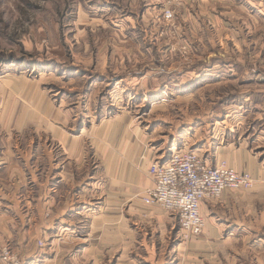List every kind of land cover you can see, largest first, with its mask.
Instances as JSON below:
<instances>
[{"label":"crops","instance_id":"crops-1","mask_svg":"<svg viewBox=\"0 0 264 264\" xmlns=\"http://www.w3.org/2000/svg\"><path fill=\"white\" fill-rule=\"evenodd\" d=\"M218 1L221 46L225 51V39H231L234 51L215 54L211 72L207 64L195 68L198 61L208 62L195 55L185 71L191 77L185 89L210 87L205 79L193 83L196 75L215 78L216 85L241 80L242 98H231L227 106L264 108V80L252 84L253 62L264 59L256 51L264 39V20L254 11L260 6L264 16V0ZM226 15L232 18L226 21ZM224 58L231 62L224 64ZM242 60L251 67L241 69ZM70 81L55 100L26 86L31 106L19 107L21 117L7 123L35 132L29 133L27 147L0 152V264H5L6 248L23 264H264V117H253L257 128L248 132L237 109L200 123L206 161L226 160L247 170L254 184L204 199V230L186 239L178 215L144 202L146 190L154 186L150 165L165 160V153L150 146L135 117L109 113L120 98L110 95L111 100L101 101L105 81L86 85L77 75ZM197 142L189 147L199 151Z\"/></svg>","mask_w":264,"mask_h":264},{"label":"rangeland","instance_id":"rangeland-1","mask_svg":"<svg viewBox=\"0 0 264 264\" xmlns=\"http://www.w3.org/2000/svg\"><path fill=\"white\" fill-rule=\"evenodd\" d=\"M218 2L0 0V152L25 148L32 141L29 133L35 132L33 128L7 126L9 120L16 122L21 117L19 107L31 106V99L25 95L30 89L25 87L45 91L55 100L63 95L62 86L69 85L73 75L86 85L105 81L101 101L111 100L112 95L120 98L109 113L125 111L135 117L148 134L150 146L158 154L165 153V158L182 149L204 157L200 123L225 118L236 109L240 111L236 114L246 119L244 131L257 128L253 117H264V108L227 106L231 98H242L238 87L244 83L241 80L216 85L215 78L196 75L192 76L196 77L193 83L205 79V83L211 82L210 87L197 92L185 89L191 79L184 76L185 71L195 55L201 54L208 61H198L195 68L207 64L204 68L211 72V68L216 70L215 54L224 51L222 31L216 23L217 15L221 17ZM259 10L257 6L254 12L263 22ZM263 42L256 51L264 58ZM224 45L229 54L234 51L231 39H225ZM222 62L231 61L224 58ZM240 64L241 69L251 67L244 60ZM253 64L257 71L252 84H262L264 59ZM225 79L232 77L225 75ZM197 139L194 146L199 151L189 147ZM241 190L245 189L235 191ZM208 249L215 252V246Z\"/></svg>","mask_w":264,"mask_h":264},{"label":"built area","instance_id":"built-area-1","mask_svg":"<svg viewBox=\"0 0 264 264\" xmlns=\"http://www.w3.org/2000/svg\"><path fill=\"white\" fill-rule=\"evenodd\" d=\"M149 174L154 186L146 190L144 202L178 215L186 239L204 230V199L219 198L226 190L248 189L254 184L251 172L239 171L226 160L210 164L202 155L187 149L174 151L165 160L152 161ZM2 259L5 264H23L9 249H4Z\"/></svg>","mask_w":264,"mask_h":264}]
</instances>
